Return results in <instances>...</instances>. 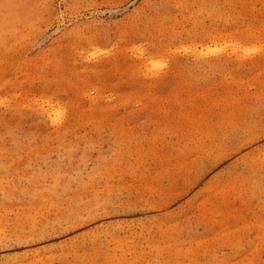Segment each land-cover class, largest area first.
<instances>
[{
    "label": "rangeland",
    "instance_id": "rangeland-1",
    "mask_svg": "<svg viewBox=\"0 0 264 264\" xmlns=\"http://www.w3.org/2000/svg\"><path fill=\"white\" fill-rule=\"evenodd\" d=\"M0 264H264V0H0Z\"/></svg>",
    "mask_w": 264,
    "mask_h": 264
}]
</instances>
